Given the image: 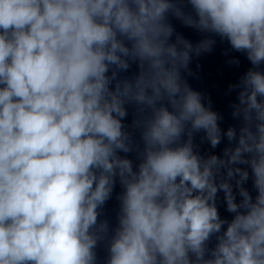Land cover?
Segmentation results:
<instances>
[{
	"label": "clouds",
	"instance_id": "clouds-1",
	"mask_svg": "<svg viewBox=\"0 0 264 264\" xmlns=\"http://www.w3.org/2000/svg\"><path fill=\"white\" fill-rule=\"evenodd\" d=\"M0 264H264V0H0Z\"/></svg>",
	"mask_w": 264,
	"mask_h": 264
},
{
	"label": "water",
	"instance_id": "water-1",
	"mask_svg": "<svg viewBox=\"0 0 264 264\" xmlns=\"http://www.w3.org/2000/svg\"><path fill=\"white\" fill-rule=\"evenodd\" d=\"M177 28L183 31L186 36L192 39H196L194 33L190 30L180 28L177 24ZM226 43H218L215 51L210 55L201 57L198 63L201 65L199 69L196 68V61L192 64L193 71L197 72L199 79H190V83L194 89L200 90L209 94L213 107L221 112L225 116V120L222 122V126L226 127L231 123L228 104L230 100H234V94L232 96L224 95V92L229 83H234L240 75L249 67V63L243 55L233 53L232 55L238 56L241 60L239 68L229 67L225 64L227 59L222 53L227 49ZM114 209L115 201H110L105 209V216L109 218L113 223L114 221ZM98 254L101 260L105 256L103 246L98 249Z\"/></svg>",
	"mask_w": 264,
	"mask_h": 264
}]
</instances>
